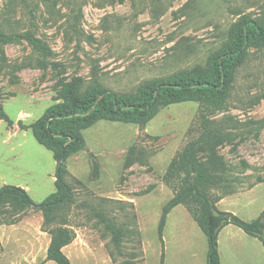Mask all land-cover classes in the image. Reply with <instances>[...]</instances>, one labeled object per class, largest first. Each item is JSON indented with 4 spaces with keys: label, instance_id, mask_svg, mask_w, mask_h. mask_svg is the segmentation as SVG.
<instances>
[{
    "label": "rangeland",
    "instance_id": "obj_1",
    "mask_svg": "<svg viewBox=\"0 0 264 264\" xmlns=\"http://www.w3.org/2000/svg\"><path fill=\"white\" fill-rule=\"evenodd\" d=\"M241 14L264 17V0H0V186L22 187L37 204L56 191L53 151L29 125L60 100L62 81L80 77L118 94L179 72L206 70ZM24 34L37 37L36 48ZM199 103L160 108L145 124L96 119L79 132L83 149L64 160L73 199L52 226L74 232L72 264H206L203 232L184 205L173 207L162 241L157 227L173 190L171 159L199 135ZM225 182L220 210L250 220L264 209V47L251 46L223 106L208 116ZM98 173L93 174V160ZM50 233L35 206L0 205V264L46 260ZM220 264H264L260 241L228 224Z\"/></svg>",
    "mask_w": 264,
    "mask_h": 264
},
{
    "label": "trees",
    "instance_id": "obj_2",
    "mask_svg": "<svg viewBox=\"0 0 264 264\" xmlns=\"http://www.w3.org/2000/svg\"><path fill=\"white\" fill-rule=\"evenodd\" d=\"M40 50H48L40 39L24 34ZM0 31V39H5ZM251 46L264 47V17L241 14L229 30L228 40L212 55L206 70L179 72L174 76L148 81L134 93L118 94L100 83L84 84L80 77L62 81L56 102L48 106L29 128L37 142L53 151L56 160V191L35 204L20 186H0V205L10 202L15 208L35 206L41 210L43 224L50 233L46 260L55 264H72L63 247L74 238L66 222L52 226L54 213L73 199L70 186L65 181L66 156L85 147L79 127L90 126L96 119L124 120L139 125L147 123L156 112L167 105L195 100L199 103V135L186 143L170 161L166 183L173 190L172 197L163 205L157 234L162 241V231L169 211L184 205L206 238V264H220L218 235L220 230L233 224L247 235L257 238L264 250V209L245 220L237 214L220 210L217 202L221 195L215 191L225 182L216 147L223 141L222 134L213 127L208 116L219 110L228 95L234 72L246 58ZM93 174L98 173L93 160Z\"/></svg>",
    "mask_w": 264,
    "mask_h": 264
},
{
    "label": "crops",
    "instance_id": "obj_3",
    "mask_svg": "<svg viewBox=\"0 0 264 264\" xmlns=\"http://www.w3.org/2000/svg\"><path fill=\"white\" fill-rule=\"evenodd\" d=\"M218 244H219V239H218ZM218 247H219V245H218Z\"/></svg>",
    "mask_w": 264,
    "mask_h": 264
}]
</instances>
